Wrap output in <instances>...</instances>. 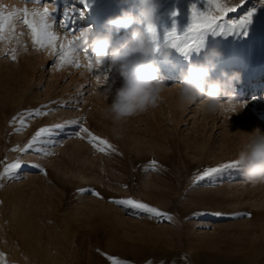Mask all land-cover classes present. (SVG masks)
<instances>
[{
	"label": "rangeland",
	"instance_id": "obj_1",
	"mask_svg": "<svg viewBox=\"0 0 264 264\" xmlns=\"http://www.w3.org/2000/svg\"><path fill=\"white\" fill-rule=\"evenodd\" d=\"M156 2L161 41L173 26L178 32L189 26L193 4L201 10L205 4ZM223 2L236 8L226 19H239L257 8L247 37L206 39L208 47L225 53L212 79L221 71L241 74L219 99L234 94L247 101L244 110L210 114L202 101L180 104L175 85L180 72L201 54L171 48L169 61L154 58L168 86L162 101L130 117L114 134L112 121L102 116L112 100L110 96L106 102L102 94L107 85L101 73L108 71L107 63L102 70L89 69L92 49L76 40L71 62L59 65L61 45L83 29H89L90 41L103 32L105 20L121 10L118 0H87L84 15L79 14L81 0H0V13L16 11L0 32V174L6 165L21 161L14 175L0 178V264H111L109 257L128 264H264V183L246 182L239 166L197 180L205 169L237 162L247 138L244 131L264 130V76L259 78L264 75V0ZM45 6L56 9L54 47L35 45L23 22V9L31 13ZM66 9L77 14L64 27ZM130 33H114L113 47L130 40ZM121 83L117 76L113 92ZM71 120L79 124L66 123ZM80 124L112 148L98 150L104 146L97 142L94 147L80 133ZM41 128L52 132L31 149L15 150L24 148ZM127 198L172 219L113 202Z\"/></svg>",
	"mask_w": 264,
	"mask_h": 264
},
{
	"label": "clouds",
	"instance_id": "obj_2",
	"mask_svg": "<svg viewBox=\"0 0 264 264\" xmlns=\"http://www.w3.org/2000/svg\"><path fill=\"white\" fill-rule=\"evenodd\" d=\"M118 5L121 9L119 14L105 20L103 32L91 38V41L89 29H83L79 35L80 43L92 49V56L88 57L92 66L102 70L107 63L108 71L102 70L101 73L107 85L102 94L106 102L110 96L112 100L103 109L102 116L112 121L114 134L119 133V126L130 117L145 113L162 101V92L168 86L160 77L161 69L154 58L160 55L169 61L171 53L168 49L173 48L166 40L155 39L149 31V26L157 29L156 0H118ZM136 24L144 27L133 28ZM129 29L130 40L113 47V34ZM199 53L201 58L181 70V80L175 84L178 86L180 104L202 101L203 110L210 114L230 111L236 115L242 112L247 101L238 100L234 94H229L226 101L219 99L221 93L228 94L229 85L234 86L240 81L241 74L221 71L219 78L212 79L211 74L224 59L225 53L219 47H208L206 44ZM117 76L122 83L113 92ZM244 132L247 138L237 157L241 175L253 185L264 183V130L255 127L250 132Z\"/></svg>",
	"mask_w": 264,
	"mask_h": 264
},
{
	"label": "snow or ice",
	"instance_id": "obj_3",
	"mask_svg": "<svg viewBox=\"0 0 264 264\" xmlns=\"http://www.w3.org/2000/svg\"><path fill=\"white\" fill-rule=\"evenodd\" d=\"M84 8L79 10L80 15H84V12L88 8L87 0H81ZM243 3V0H241ZM25 19L24 23L31 29L33 36V43L39 47H44L51 45L54 47L55 41L57 40L56 34L52 31V24L54 22L53 13H55L56 9L53 8L51 11L47 6L43 8V10H34L29 13L27 8L22 10ZM235 7H230L223 0H205L204 8L201 10L195 4L191 6V23L189 26L183 31L178 32L176 27L173 26L171 30L165 32L163 36V40L169 42L173 48H176L179 52L189 54L193 51L199 53L201 48L206 44V39L209 35L213 37H247L249 35V28L252 25L253 17L257 12V8L253 7L248 10L246 14L241 16L239 19H226L229 13L235 12ZM214 13H218L214 14ZM16 14V11L8 13L7 15L0 13V32H3L7 27L8 22L11 18ZM77 14V10L75 9H66L63 13L64 15V27H67L68 21L72 18L73 15ZM177 13H173L176 15ZM31 16V19L27 17ZM149 31L152 32L153 37L157 40H160L157 29L153 26H149ZM76 40H79V37H73L72 40L68 41L67 44L61 45V53H60V65L63 66L65 63H70V57L74 51L73 45ZM86 51V49H85ZM15 59V56H13ZM79 67V64L76 65ZM92 62L89 61L88 68L91 69ZM97 83H100L101 76H96ZM36 115H40L41 113L37 111ZM46 114V113H45ZM23 126L24 121H20ZM69 124H79V120H71L67 121ZM64 124H56L55 128H63ZM20 129H17L19 131ZM80 133H86L87 138L90 143L93 144L94 147L97 146V142L99 145L104 147L98 148L100 151H105L106 149H111L112 146L108 143L107 140L101 139L95 136L87 127H84L82 124L79 125ZM52 128H41L27 143L24 148H17L16 151L24 152L27 149L33 148V145L37 143L39 138L44 134H51ZM83 138V137H81ZM39 151V149H37ZM48 153H45L47 155ZM21 167V161L17 160L14 163L8 164L5 166L3 173L0 174V178L12 176L15 174V170ZM35 167H39L36 165ZM153 167H155V162H153ZM238 167L237 162H230L223 164L219 167L208 168L203 170L202 174L197 176V180H202L205 177H210L215 173H218L222 170V168H235ZM93 195L99 196V193L93 192ZM114 203L129 207L138 212H143L149 214L151 217H164L166 219L171 220L172 217L164 212H161L155 207H152L144 202L137 201L132 198L127 199H116L113 201ZM221 213H217L220 215ZM111 264H128L127 261H122L117 258L109 257Z\"/></svg>",
	"mask_w": 264,
	"mask_h": 264
},
{
	"label": "bare ground",
	"instance_id": "obj_4",
	"mask_svg": "<svg viewBox=\"0 0 264 264\" xmlns=\"http://www.w3.org/2000/svg\"><path fill=\"white\" fill-rule=\"evenodd\" d=\"M171 71H172V70H171ZM175 72H176V74H178L177 71H174V73H175ZM262 76H264V75L261 74L259 78H261Z\"/></svg>",
	"mask_w": 264,
	"mask_h": 264
}]
</instances>
